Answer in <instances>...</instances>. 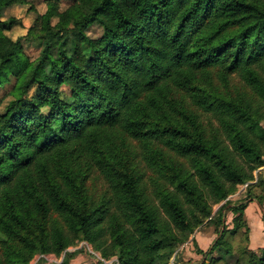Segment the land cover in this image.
I'll return each instance as SVG.
<instances>
[{"label":"trees","instance_id":"obj_1","mask_svg":"<svg viewBox=\"0 0 264 264\" xmlns=\"http://www.w3.org/2000/svg\"><path fill=\"white\" fill-rule=\"evenodd\" d=\"M60 1L28 30L31 61L1 20L24 1L0 0V264L81 242L111 264H169L264 166V0ZM249 187L262 207L264 169ZM244 209L199 264H230Z\"/></svg>","mask_w":264,"mask_h":264},{"label":"rangeland","instance_id":"obj_2","mask_svg":"<svg viewBox=\"0 0 264 264\" xmlns=\"http://www.w3.org/2000/svg\"><path fill=\"white\" fill-rule=\"evenodd\" d=\"M23 4L15 3L8 7H5L2 11V22L8 26V30L5 31V35L9 37L11 40L16 41L20 40L23 46V50L25 55L32 61L35 60L40 52L41 49L38 48L35 43H33V40L27 36L28 30L30 28H33L38 20V17L42 16L46 10L48 3L52 0H23ZM75 0H62L58 2L57 9L58 12L65 11L68 9ZM57 19L53 18L52 25L56 23ZM86 34L91 39H98L102 37L103 30L100 26L97 24H93L90 26ZM27 36V37H26ZM11 81V80H10ZM11 84H6L5 87H0V114L4 112V108L6 107L7 103L10 100V97L8 94L10 90ZM61 97L64 99L68 98L69 90L66 87H61L60 89ZM36 89L34 88L32 91H30V96L36 95ZM46 110V109H45ZM43 110V112H45ZM264 126V124H263ZM264 160V157H263ZM264 169V166L261 167L259 170L253 172V177L255 178L253 181L246 183L244 185L238 186L235 194L228 197V199L220 204L214 205L211 208V215L210 217L203 222L201 227L197 229L195 232L199 233L200 231L206 230L211 228L214 231V241L219 238V234L221 231V226H227L228 228H232V226H236L235 223L232 221L233 218H235V215L232 214L231 211H229L232 207H237L241 205H245V209L243 211V220L237 222L239 226H260L258 224H261L264 226V214L261 213L263 211V207H260L261 210L258 208L256 209V216H257V222H254L253 220H250V222L247 220V217L250 216V212L248 214H245L246 210L248 209V205L251 202L250 194H248L251 190L249 187L250 185L255 186L257 178L261 176L262 170ZM259 192L258 190L256 193ZM254 204L256 203L255 201ZM225 204V205H224ZM224 206V209H222V216L224 221L220 223L218 219L219 210L221 207ZM247 227H242V230L239 231L236 235H228V240L232 242V245L234 247V256L230 258V264H234L235 260L237 258H243L248 253H253L255 256H260V253L264 250V240H257L256 244H250V242L247 244V241L249 239L250 230L249 227L247 230H245ZM229 228V229H230ZM194 232V233H195ZM193 233V234H194ZM192 234V235H193ZM191 235V236H192ZM190 236V238H191ZM189 238V240H190ZM188 240V241H189ZM192 239L189 242H186L184 245H181L177 247L169 260V264H186V262H193L195 264H199L201 261L208 260L206 258V255L202 254H195L198 255L199 258H188L189 255H182L183 253H189L198 251L197 245H194V242L192 243ZM213 241V242H214ZM212 242V241H211ZM212 242V243H213ZM84 243V242H81ZM80 243L76 246L70 247L75 248L79 247ZM212 246V244L210 245ZM188 249H187V248ZM245 249L244 251H242ZM90 250V252H89ZM210 248L206 250V252H209ZM183 252V253H181ZM73 253H68V255ZM208 256V255H207ZM99 254L94 252L92 250V247L89 244H83L82 247L79 249V253H75L71 256L70 260H76V264L81 263V259L88 260L89 264H111V261L108 262H101L98 260ZM82 261V262H83ZM101 262V263H100Z\"/></svg>","mask_w":264,"mask_h":264},{"label":"crops","instance_id":"obj_3","mask_svg":"<svg viewBox=\"0 0 264 264\" xmlns=\"http://www.w3.org/2000/svg\"><path fill=\"white\" fill-rule=\"evenodd\" d=\"M262 207H263V211H261V213L264 214V205ZM257 208L259 210H261L260 206L257 203H255V204H254V202L249 203L248 209L245 212V214H248L250 212V214H249L250 216L247 217V220L249 222H250V220H253L256 223H259V222H257L259 219L257 220V216H256V213H257L256 209ZM258 225H260V226H248L251 233L249 235V239L247 241V244L250 242V244L255 245L257 240H260V241L264 240V226L262 225V223L258 224ZM213 235H214V231L211 228H209V229L200 231L199 233L195 232L191 236L190 240L192 239L193 240L192 243L193 242L196 243V245L200 251L206 252V250L211 248L210 245L213 244L212 243L214 241ZM181 253H183V252H181ZM187 254L189 255L188 258H192V259L199 258L198 255L197 256L195 255L196 253H194V252L186 253V250H185V253H183L182 255H186L185 257H187ZM82 261H83V259H81L80 264H89L88 260H84L83 262ZM68 264H76V260H70ZM186 264H195V263L186 262Z\"/></svg>","mask_w":264,"mask_h":264},{"label":"built area","instance_id":"obj_4","mask_svg":"<svg viewBox=\"0 0 264 264\" xmlns=\"http://www.w3.org/2000/svg\"><path fill=\"white\" fill-rule=\"evenodd\" d=\"M83 244L86 243H80L79 247H75V248H68L65 252H63L60 256H54V255H37L34 257V259L32 260V262L30 264H37V263H42V264H62L65 253H73L77 250L80 249V247H82ZM90 252V250H89ZM98 260L101 262H105L104 260H102L100 258V256L98 257ZM100 262V263H101ZM113 262H115V260H113Z\"/></svg>","mask_w":264,"mask_h":264}]
</instances>
